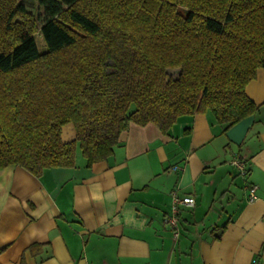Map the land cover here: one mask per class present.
Here are the masks:
<instances>
[{
    "label": "trees",
    "instance_id": "obj_1",
    "mask_svg": "<svg viewBox=\"0 0 264 264\" xmlns=\"http://www.w3.org/2000/svg\"><path fill=\"white\" fill-rule=\"evenodd\" d=\"M260 68L264 0H0V167L39 176L77 147L90 166L131 123L210 111L226 130L258 111Z\"/></svg>",
    "mask_w": 264,
    "mask_h": 264
},
{
    "label": "crops",
    "instance_id": "obj_2",
    "mask_svg": "<svg viewBox=\"0 0 264 264\" xmlns=\"http://www.w3.org/2000/svg\"><path fill=\"white\" fill-rule=\"evenodd\" d=\"M245 91L260 107L226 130L210 111L167 132L131 123L90 166L77 147L39 176L0 167V264H264V68ZM173 190L195 198L177 236Z\"/></svg>",
    "mask_w": 264,
    "mask_h": 264
},
{
    "label": "built area",
    "instance_id": "obj_3",
    "mask_svg": "<svg viewBox=\"0 0 264 264\" xmlns=\"http://www.w3.org/2000/svg\"><path fill=\"white\" fill-rule=\"evenodd\" d=\"M232 164L237 167L241 175H245L247 170H246V164L243 160L241 159H234L232 161ZM255 191L256 187L251 186L248 189V198L249 200H253L255 198ZM170 197H171V209L168 214L165 215L164 217V222L167 224L173 231L174 236L178 235V225H179V213L180 209L182 207H192L195 205V198L192 195H184L180 196L177 194L175 190L170 192ZM252 264H257L256 259L253 260Z\"/></svg>",
    "mask_w": 264,
    "mask_h": 264
},
{
    "label": "rangeland",
    "instance_id": "obj_4",
    "mask_svg": "<svg viewBox=\"0 0 264 264\" xmlns=\"http://www.w3.org/2000/svg\"><path fill=\"white\" fill-rule=\"evenodd\" d=\"M36 43L37 47L40 51H44L46 49L44 41L42 37L36 36ZM172 76L177 75V70H170L169 71ZM75 137V129L72 123L66 125L65 129L63 130L62 139L64 141L71 140Z\"/></svg>",
    "mask_w": 264,
    "mask_h": 264
}]
</instances>
